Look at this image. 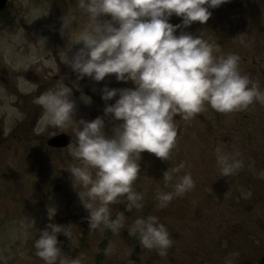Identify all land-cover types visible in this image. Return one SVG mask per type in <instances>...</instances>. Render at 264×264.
Instances as JSON below:
<instances>
[{
	"label": "rangeland",
	"instance_id": "374dc122",
	"mask_svg": "<svg viewBox=\"0 0 264 264\" xmlns=\"http://www.w3.org/2000/svg\"><path fill=\"white\" fill-rule=\"evenodd\" d=\"M258 8H264L263 0H230L212 20L193 22L177 29L176 35L201 36L213 46L214 55L237 54L242 74L248 69L261 73L264 32L256 23L254 27L243 24L264 19L256 12ZM65 16L71 21L70 30L62 34ZM110 19L102 17L101 21ZM89 23L77 0H10L0 15V264H45L36 255L34 243L39 232L52 223L66 227L68 236L58 234L60 246L69 258L82 257V264H225L226 258L241 264L261 258L264 178L259 173L264 171V106L259 104L232 113L217 112L206 104L187 120L177 115L176 144L168 161L147 151L141 154V171L133 189L143 193L142 207L129 212L124 202L109 205L113 220L123 214L121 226L109 234L103 225L90 229V212L84 203L94 202L86 188L74 186L70 172L84 166L72 155L75 142L55 149L47 141L63 132L74 136L80 120L97 117H104L111 135L120 121L105 116L110 101L102 99V90L105 86L134 88L135 84L117 81L114 74L100 82L71 76L72 68L63 60L83 48L82 42H76ZM169 23L182 25V17L173 14ZM58 81L72 88L71 98L76 102L75 116L64 129L52 126L44 109L33 102L55 89ZM86 87L91 88L90 95L84 93ZM75 91L80 95L75 96ZM116 99L119 96L113 104ZM218 145L227 153L241 154L244 167L237 174L220 177ZM180 165V172L173 173ZM167 170L173 181L166 186L163 174ZM185 173L192 174L195 187L174 198L168 207L159 208L158 192L172 191L176 176ZM247 193L251 195L246 197ZM149 215L159 217L171 233L173 246L165 256L142 248L139 239L129 233L137 218ZM79 237H85L82 243ZM105 237L107 244L99 261Z\"/></svg>",
	"mask_w": 264,
	"mask_h": 264
},
{
	"label": "clouds",
	"instance_id": "9594fccd",
	"mask_svg": "<svg viewBox=\"0 0 264 264\" xmlns=\"http://www.w3.org/2000/svg\"><path fill=\"white\" fill-rule=\"evenodd\" d=\"M228 2L77 0V7L90 23L76 42H82L83 48L63 62L71 66L78 79L87 76L100 82L114 74L117 81L135 84L134 88L105 86L102 90L105 102L119 96L114 104L106 103L104 109L105 116L120 121L111 135L106 132L104 117L80 120L74 129L76 147L72 155L84 166L70 172L74 186L86 188L89 200L94 202L85 204L80 194L90 212L91 230L101 225L110 230L121 226L123 214L112 220L109 205L124 202L129 212L142 207L144 195L133 189L141 171V154L147 151L168 161L176 144L177 115L187 120L202 112L206 104L220 113L246 110L253 104L264 106V90L241 73L237 54L216 56L213 46L201 36L188 32L176 35L177 29L193 22L207 23L212 16L210 9ZM173 14L182 17V25L169 23ZM108 16L110 20L101 21ZM70 23L65 16L62 34L64 29L70 30ZM72 91L58 81L55 89L33 102L44 109L52 126L64 129L75 116ZM82 98L89 100L87 96ZM215 153L220 177H231L244 167L238 152L227 153L218 145ZM181 168L183 165L172 172L179 173ZM259 176L264 178V171ZM163 180L166 186L173 181L169 170ZM194 187L191 173L176 176L172 191L158 192V207H168L174 198L183 197ZM128 230L142 248L155 249L160 256L167 255L173 246L171 233L157 216L139 217ZM60 233L69 235L66 227L55 223L40 231L34 243L36 255L45 264H82V257L64 254L58 240ZM225 264H232L231 259L226 258Z\"/></svg>",
	"mask_w": 264,
	"mask_h": 264
},
{
	"label": "water",
	"instance_id": "95a60500",
	"mask_svg": "<svg viewBox=\"0 0 264 264\" xmlns=\"http://www.w3.org/2000/svg\"><path fill=\"white\" fill-rule=\"evenodd\" d=\"M7 5H8V0H0V11L4 10L7 7ZM213 10L214 9H210L212 14H213ZM86 93L87 94L91 93L90 88L86 89ZM72 142H73V137L72 136H70V135H68L66 133H62V134H59V135H56V136L52 137L49 140V145H51L53 147L60 148V147H66Z\"/></svg>",
	"mask_w": 264,
	"mask_h": 264
},
{
	"label": "flooded vegetation",
	"instance_id": "af4514ba",
	"mask_svg": "<svg viewBox=\"0 0 264 264\" xmlns=\"http://www.w3.org/2000/svg\"><path fill=\"white\" fill-rule=\"evenodd\" d=\"M263 3H264V0H263ZM256 12L259 13V16H264V8H258ZM260 19L261 21L259 22H252L251 23L252 27H254V24L256 23L258 24V27H259L258 29L264 30V19L262 17ZM257 34L261 36L260 33H257Z\"/></svg>",
	"mask_w": 264,
	"mask_h": 264
},
{
	"label": "trees",
	"instance_id": "16d2710c",
	"mask_svg": "<svg viewBox=\"0 0 264 264\" xmlns=\"http://www.w3.org/2000/svg\"><path fill=\"white\" fill-rule=\"evenodd\" d=\"M104 228H105V227H104ZM105 231H107V233L109 234L112 230L105 228ZM84 239H85V237L80 238L81 243H82V241H83ZM107 239H108V237H105L104 240H103V242H102V244H101V246H100V248H101V249H100L101 252H100L99 255H98V260H99V261L103 258V251H104V247H105L106 244H107Z\"/></svg>",
	"mask_w": 264,
	"mask_h": 264
}]
</instances>
